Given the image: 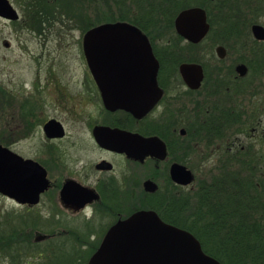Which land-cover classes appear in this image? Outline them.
I'll return each instance as SVG.
<instances>
[{
    "label": "flooded vegetation",
    "instance_id": "1",
    "mask_svg": "<svg viewBox=\"0 0 264 264\" xmlns=\"http://www.w3.org/2000/svg\"><path fill=\"white\" fill-rule=\"evenodd\" d=\"M22 1L20 12L9 0L18 18L0 16V20L35 34L42 47L48 30L56 22L62 25L67 22L69 30L77 29L82 36L97 25L89 26L93 0H85L89 4H84V0H68L74 1L72 12L65 10L70 6L65 0H44L46 9L38 8V0ZM134 1L137 6L117 0L113 7L127 13L100 23H129L146 36L150 44L157 60L155 81L162 94L145 115L138 117L122 108H105L84 55L88 72L78 79L64 83L57 75L40 74L43 60L35 57L32 61L38 72L26 87H13L9 91L0 85V125L3 124L2 130H7L1 131L0 145L24 160L35 162L44 173V177L37 175L36 184L28 190H15L11 195L0 191V195L15 206L8 218L0 222V264H32L26 259L32 254L36 256L34 247L39 244L43 245V250L52 252L46 256L44 251L38 252L39 259L45 256L47 260L38 264H87L112 232L138 211L153 210L164 222L170 223L165 218L167 215L178 217L177 204L191 198L188 189L191 190L195 180L194 177L188 185L176 183L171 178V167L179 163L192 171L188 162L194 154L193 148L199 154L205 151L198 147L200 142L206 147L208 142L217 141L223 165L226 161L234 164L240 157H264L263 149L258 152L251 148L253 144L242 142V137L252 138L260 144L259 148H264L261 146L264 144V40L255 39L251 33V25L258 22L250 24L249 33L244 35L246 40L241 36L243 40L224 43L217 40L215 33L211 36L206 4L218 0H200L202 4H189L180 9L173 16L172 27L163 25L171 18V0H145L155 3L145 6L138 3L142 0ZM108 2L107 6H111L112 0ZM156 2L163 3L161 9L158 10ZM25 4L28 10L23 9ZM192 6L202 7L209 23L208 32L198 43L183 38L174 26L177 14ZM172 30L180 41L168 34ZM207 40V54L218 63L215 69L223 70L221 77L209 73L212 70L205 63L194 61L185 53V48L186 51L196 50ZM2 44L4 47L10 45L7 40ZM219 46L224 48L222 57L216 52ZM229 54H232L230 61ZM182 63L202 66L203 78L198 88L192 89L185 83L179 69ZM241 64L245 67L243 72L237 69ZM107 78L111 80V94H117L124 87L131 88L135 95L143 94L139 90L144 87L139 66L111 67ZM50 84L53 89H49ZM202 89L209 97L205 101L206 111L216 110L217 113L216 134L210 131L211 127L205 126L203 119L194 118V109L203 104L197 96ZM50 120L60 123L62 136L47 135L44 128ZM96 127L144 137L156 136L165 145V156L148 155L140 159L102 146L94 136ZM36 132V147L20 151L19 143ZM17 182L15 179L14 184ZM146 182L155 189H149ZM16 206L20 211L15 210ZM39 227L42 229L38 230ZM80 243L89 248L81 250ZM56 258L61 261L57 262Z\"/></svg>",
    "mask_w": 264,
    "mask_h": 264
},
{
    "label": "water",
    "instance_id": "2",
    "mask_svg": "<svg viewBox=\"0 0 264 264\" xmlns=\"http://www.w3.org/2000/svg\"><path fill=\"white\" fill-rule=\"evenodd\" d=\"M0 16L8 19L18 18V13L9 0H0ZM174 26L179 35L192 43L200 42L209 30L206 12L200 6L181 10L175 17ZM133 28L126 22L99 23L83 34L82 51L88 69L101 91L104 107L122 108L141 117L153 108L162 92L156 85L157 60L153 56L150 44L146 36ZM251 33L255 39L264 40L262 24L253 23ZM216 52L222 57L224 48L219 46ZM127 65L139 66L142 69L144 78L141 82L144 87L139 90L143 94L135 95L133 94L135 91L125 87L120 88L117 94H111L109 87L111 80L107 78L109 68ZM244 68L242 64L237 67L241 71ZM179 69L188 87L196 89L200 86L203 69L199 63H182ZM44 129L48 136L63 135L60 123L54 120H50ZM94 136L102 146L125 152L129 156L140 159L148 155L160 158L165 156V145L156 136L144 137L106 127H96ZM40 169L35 162L24 160L0 145L2 193L11 195L15 190L30 189L36 184L35 179L38 176L44 177ZM170 174L178 184L188 185L194 180L192 171L179 163L172 165ZM15 179L18 182L14 184ZM43 185L45 186V181ZM151 185L150 182H146V186L154 190L155 186ZM87 264L222 263L205 253L199 240L188 230L164 222L153 210H142L134 213L113 231L90 256Z\"/></svg>",
    "mask_w": 264,
    "mask_h": 264
},
{
    "label": "rangeland",
    "instance_id": "3",
    "mask_svg": "<svg viewBox=\"0 0 264 264\" xmlns=\"http://www.w3.org/2000/svg\"><path fill=\"white\" fill-rule=\"evenodd\" d=\"M14 6H16L19 11L21 12L22 7H20V0H10ZM66 1V0H65ZM109 0H93L94 2V11L92 12L91 16V24H98L102 21L111 20L112 18H116L121 13H127V11H122L120 9H115L113 6L116 4L117 0H112L110 3L111 6H107V3ZM127 4H133L136 5V2L132 0H123ZM150 1V0H149ZM247 1V0H240ZM84 4H89L88 1H83ZM81 2V3H83ZM154 2V1H153ZM148 2L145 0H142L138 3H141L142 5H154L155 3ZM202 1L200 0H190L191 5H197L200 4ZM249 7L248 9H256L258 12L257 14L260 15V18L258 19V23L262 24L264 26V0H251L249 1ZM72 6L74 1H70ZM202 4V3H201ZM207 7L210 8L209 11L211 12V16L216 19L220 9H217L213 6L212 3H206ZM226 3H224L222 11H224L225 16L226 12L229 13L230 10H234L236 7V4L232 2L231 6H228ZM137 6V5H136ZM112 7V8H110ZM24 9V8H23ZM74 8L70 9L65 8V10H68V12H72ZM130 15L132 12H128ZM128 15V14H127ZM256 15V14H255ZM156 16V15H155ZM219 17V16H218ZM68 25L67 22H65L64 25L61 23H54L50 29L48 30L45 39V46L38 42V39L36 38L35 34H32L30 32H27L25 30H20L18 26L14 27L13 25L0 20V85L2 84L6 90L11 91V89L20 88V86L26 87L28 82L34 77V74L37 71V66L32 61L33 58L38 57L43 60V64L41 66V70L39 71L40 74H46L49 73L50 75L54 74L57 75L58 78L62 80V82L66 83L68 80L72 79H78L83 74L87 73V67L83 61V54L81 49V40H82V33L81 31L77 29H68L66 27ZM216 37L217 39L221 41H228L227 43H230L234 39V35H230L226 38V35L221 34L222 30H219V26L216 27ZM3 40L9 41L10 45L8 47H4L2 42ZM209 43V40H207L202 46L198 47L196 50H187L185 48V53H187L188 57H196L199 59L200 62H203L206 64L207 68H210L212 70L209 71L211 74H219L220 77L224 74L223 70H216V67H219L217 65L218 63L215 62V58L211 57L207 54V45ZM229 61L232 58V54H229L228 57ZM227 60V61H228ZM215 65V66H214ZM219 72V73H218ZM210 82V79L208 80ZM53 85L50 84L49 89H53ZM206 89V88H205ZM208 90V89H206ZM206 90L203 89L200 91V93L197 94L200 100H203V104H199L198 108L194 109V118L200 117L198 120L204 119V113L206 111V98L208 94H206ZM215 89V93H217ZM221 90V89H220ZM220 93V92H218ZM206 95V96H205ZM212 96V95H211ZM210 111V110H209ZM5 117L8 116L4 115ZM5 119V118H4ZM216 122L210 126V131L213 132V134H216ZM3 128V124L0 125V136L1 131L7 132V130ZM205 132V131H204ZM242 142L245 144H253L251 148L254 149H261L259 148V143H256V141H253L252 138H244L242 137ZM38 141V132H36L31 138L23 139L17 148L20 151H27L30 150L32 147H36V143ZM201 141V140H200ZM209 144L205 147V144L199 143L198 147L203 148L205 151L203 154H199L197 149L195 147L193 148V155L191 156V160L188 162L189 166L191 167L195 180L192 183L191 190L188 189V192L191 193V198L189 200H183L180 201V208L178 209L179 212V218H186L185 220L189 219V214L191 213V209H194L195 211L198 208V203L200 200V197L204 195L205 192L208 191L207 184H210L213 182L215 178H221L220 180L224 181L225 178L233 176L232 171L238 172L237 176L243 175V177H247L248 175L252 174L253 176H250L253 181H256L259 177H264V157L262 158H255L253 157L251 162L254 163V171L252 173L251 170H249L247 166V161L250 160L249 157H240L236 159L234 164H230L229 161H226L225 164H222V159L219 158V154L217 152L216 144L217 141L208 142ZM248 146V145H245ZM261 146H264L262 144ZM258 151V152H259ZM196 152V153H195ZM243 155V154H242ZM256 164V165H255ZM240 173H242L240 175ZM229 175V176H227ZM224 177V180H223ZM260 200L264 201V198H261ZM15 207L13 206V203L0 195V222L4 219L8 218V213L12 211ZM16 211H20V208L16 206ZM194 214V213H193ZM264 218V217H263ZM261 221L264 222V219H261ZM8 228V227H7ZM42 229V227L37 228ZM42 231V230H40ZM7 233V232H6ZM40 246V247H39ZM42 244H39L37 247H34V255L36 256H28L26 259L29 263L32 264H38L40 262L44 263L46 260V255L51 254L52 250L49 251L43 250ZM86 246V248H85ZM83 246V243H80L81 250L82 249H88L89 247L87 245ZM40 251H44V257L42 259H39V256L37 257V253ZM55 251V250H54ZM53 251V253H54ZM88 256V255H87ZM86 256V257H87ZM85 257V258H86ZM57 262L61 261L60 258H56Z\"/></svg>",
    "mask_w": 264,
    "mask_h": 264
},
{
    "label": "trees",
    "instance_id": "4",
    "mask_svg": "<svg viewBox=\"0 0 264 264\" xmlns=\"http://www.w3.org/2000/svg\"><path fill=\"white\" fill-rule=\"evenodd\" d=\"M43 1L38 0L39 9H46ZM25 2L29 3L30 1H22V3ZM69 2L66 0V5ZM232 2L236 4L235 9L230 10L229 13L226 12L227 16L223 15L224 3L231 6ZM156 3L158 10L161 9L163 3ZM69 4L71 6V3ZM189 4L190 0H171V18L163 25L172 27L175 13ZM212 4L217 9L222 8L218 14L219 17L216 16V21L211 16L210 8L207 7L211 36L218 33L216 27L219 26V30H222L221 34L226 35V38L234 35L233 40H246L244 35L245 32L249 33L250 24L258 22L260 18L256 9H248V0L242 2L240 0H218ZM27 6L28 4H25V10H28ZM70 6H66V8L70 9ZM92 25L94 24L89 26ZM168 34L175 36L174 30L169 31ZM175 38L180 41L179 37L175 36ZM222 42L227 43L228 41ZM200 46L202 44L197 47ZM193 60L199 59L194 57ZM220 88L222 89V87ZM216 117V110L205 111L202 121H205V126L210 127ZM251 160L252 157L247 161V166L253 173L255 162H251ZM237 174L238 172L232 171L233 176L227 177L225 180L223 177L224 181L220 180L221 178H215L212 183L207 184L208 191L200 197L198 208L195 211L191 209V213L188 215L189 219L179 218V212L178 217L167 215L165 219L190 231L199 240L203 251L222 264H264V222L261 221L264 219V201L260 200L264 198V177L253 181L250 179L252 174L246 178L241 175L242 173H240V177ZM177 208H180V203L177 204Z\"/></svg>",
    "mask_w": 264,
    "mask_h": 264
}]
</instances>
